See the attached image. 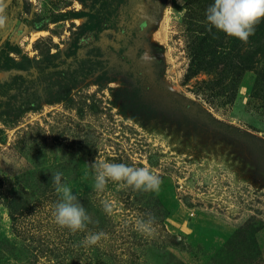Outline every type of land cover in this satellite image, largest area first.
I'll list each match as a JSON object with an SVG mask.
<instances>
[{
	"label": "rangeland",
	"instance_id": "1",
	"mask_svg": "<svg viewBox=\"0 0 264 264\" xmlns=\"http://www.w3.org/2000/svg\"><path fill=\"white\" fill-rule=\"evenodd\" d=\"M105 2L19 0L0 62V264H264V20L245 44L209 31L214 0ZM99 161L163 183L98 191ZM56 172L84 232L55 222ZM149 215L152 236L136 229Z\"/></svg>",
	"mask_w": 264,
	"mask_h": 264
},
{
	"label": "clouds",
	"instance_id": "2",
	"mask_svg": "<svg viewBox=\"0 0 264 264\" xmlns=\"http://www.w3.org/2000/svg\"><path fill=\"white\" fill-rule=\"evenodd\" d=\"M5 0H0V29L5 27ZM207 23L227 36L239 39L247 44L249 37L254 34L255 27L264 20V0H214L207 8ZM95 169L94 187L103 191L109 181L115 182L120 189L132 188L141 192H158L163 183L162 179L148 167H132L124 163L99 161L93 164ZM62 173L52 174V183L59 196L53 213L55 222L62 228H68L72 233L84 232L91 217L73 194V189L61 183ZM112 205L104 204L105 211L111 215ZM156 218L149 215L147 220L138 219L136 229L143 235L152 236L155 232L153 225ZM101 239H107L103 231L90 233L85 238L87 245H97Z\"/></svg>",
	"mask_w": 264,
	"mask_h": 264
},
{
	"label": "flooded vegetation",
	"instance_id": "3",
	"mask_svg": "<svg viewBox=\"0 0 264 264\" xmlns=\"http://www.w3.org/2000/svg\"><path fill=\"white\" fill-rule=\"evenodd\" d=\"M105 6L109 9H117L124 1V0H105ZM115 6V7H113ZM21 7L19 0H5V13L4 15L6 16V23L5 27L3 29H0V62L3 60V57L5 56L4 54V49L7 45H9L15 30L16 26L19 22V17L21 14ZM94 23V24H93ZM91 23L89 21V24L92 28L91 32H102L103 30H106L110 28L111 26H108L107 28H103L101 25H99V28H95V24L97 25V22Z\"/></svg>",
	"mask_w": 264,
	"mask_h": 264
},
{
	"label": "trees",
	"instance_id": "4",
	"mask_svg": "<svg viewBox=\"0 0 264 264\" xmlns=\"http://www.w3.org/2000/svg\"><path fill=\"white\" fill-rule=\"evenodd\" d=\"M62 240H59L56 245L62 249H65L67 245L71 244L70 240L65 241L64 235L61 236ZM55 246V244H53ZM61 250V249H60Z\"/></svg>",
	"mask_w": 264,
	"mask_h": 264
}]
</instances>
